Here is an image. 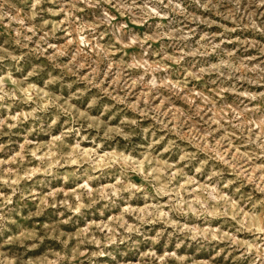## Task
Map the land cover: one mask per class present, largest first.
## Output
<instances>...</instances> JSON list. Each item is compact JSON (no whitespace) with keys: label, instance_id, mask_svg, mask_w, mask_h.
Segmentation results:
<instances>
[{"label":"clouds","instance_id":"1","mask_svg":"<svg viewBox=\"0 0 264 264\" xmlns=\"http://www.w3.org/2000/svg\"><path fill=\"white\" fill-rule=\"evenodd\" d=\"M8 3L9 0H0V21L16 19L5 10ZM21 3L26 4L29 12L38 19L33 22L30 16L27 17L30 23H34L30 34H22L15 29L0 30V76L5 77L4 83L27 84L28 77L41 71L49 78L56 73L59 82L66 85L69 96L62 104L55 105V110L35 116L32 120L35 130L38 134L52 135L58 121L64 118L68 124L61 121V127L65 129L62 136L67 138L71 135L77 142L87 141L93 147L92 151H74L71 145H65L63 139L58 138L59 157L52 158L56 167L48 162V157H42L44 175L35 183L47 185L52 180H60L65 187L79 185L81 195L73 191L66 193L60 201L63 211L72 217H77V214L83 216L86 209L101 216L121 209L127 213L132 209L123 207L126 204L139 203L141 199L160 201L168 197V210L160 212L156 209L155 215L162 224L155 236L147 235L141 228L118 224L119 233L113 230L102 237L107 243L117 239L122 242L129 239L132 233H137L145 240H151L153 245L166 234L165 243L175 238L177 248L184 240L226 239L239 244L234 236H226L222 231L213 233L207 228L197 229L188 225L197 221L210 223L217 219L221 228H227L231 233H248L251 214L257 213L255 223L258 227L254 226L251 234L253 241L258 240L261 245L256 250L255 260L264 264V0H180L185 6L182 9L177 7L176 0H21ZM222 3L226 5L225 12L220 11ZM188 4L196 11L204 9L209 16L216 12L225 21H231L234 28L243 30L241 36L244 38L233 36V29L224 27L219 42L205 40L203 43L207 47H204L200 42L187 40V36L192 35L190 27L187 31L173 29L164 33L166 26L160 24L156 26L157 31L149 36L133 26L146 17H159L175 11H183L185 20L213 23L211 19L197 16L194 12L188 13ZM72 10L80 15L79 21L72 17ZM81 10L86 11L82 13ZM56 11L68 13L65 19L71 18L69 27L90 21L89 37L95 36L96 41L103 42L106 48L99 54L93 50L87 58L82 55L77 58L73 45L65 57L68 61L66 65L49 57V63L43 69L35 66L33 56L36 53L29 46L31 38L43 31L49 12ZM167 27L171 28V23ZM151 30L149 25L147 31ZM4 31L7 35H3ZM73 31L76 29L73 28ZM163 35H168L169 41H163ZM158 38L162 46L154 47ZM225 38L233 42L231 50L221 47ZM39 39L41 43L45 42L43 37ZM115 48L121 49L120 56L111 54L110 49ZM237 49L242 50L245 59L237 55ZM249 49L254 50V57L247 55ZM39 51L37 47L36 52ZM125 52L127 55H124ZM85 59L87 77L80 72L84 67L80 62ZM132 61L137 63L132 64ZM29 65L32 66L28 68ZM69 72L72 74L69 75ZM16 73L20 75L13 80ZM198 77L202 79L198 80ZM189 81L192 83L189 84ZM74 82L88 93L86 104H82L84 111L68 103L69 99H73L81 104L77 97H81L82 93L77 91L73 95ZM141 89L145 94L150 90L151 94L147 101L140 96L136 103L134 101ZM26 98L22 88H14L0 96V111L13 104L19 105ZM229 104L233 107H228ZM224 108H227L226 112ZM28 115L33 116V113ZM6 125L8 120L0 119V130ZM194 125L197 131L189 132ZM3 134L0 131V135ZM218 138H221L219 143ZM158 140L168 145L165 151L169 159L180 157L183 160L180 166L190 165L188 170L193 175L205 177L216 196L204 195L199 202L184 200L181 203L182 198L177 193L161 191L159 182L155 180L156 173L150 172L158 164L154 157L145 159L144 173L137 176L140 159L145 158V153L161 154ZM233 141L245 147L246 152L234 155L230 147ZM6 148V144H0V152H5ZM112 148L117 150L112 152ZM189 152L196 155L184 158L182 154ZM101 154H104L103 158ZM25 156L16 161L20 171L26 167L23 164ZM12 159L16 160V157ZM250 170L259 175L252 179ZM8 174L12 175L11 172ZM32 177V171L24 172L26 180ZM182 179L183 175L175 183L178 185ZM129 180L134 183H127ZM90 184H105L106 187L97 188L94 194ZM136 184H144L145 187L140 190ZM18 190L13 189L14 192ZM55 196V192H49V197ZM82 200L84 203H81ZM97 201L103 203L95 207ZM234 203L235 210L232 207ZM45 207H48L47 200L41 202L38 210ZM242 209H247L249 215L246 216ZM60 216L58 225L65 222L63 213ZM5 219L7 217L0 214V264H37L31 257L35 255L33 250L36 246L44 243L39 232L21 230L9 235L3 227ZM181 220L184 222H179ZM135 222L143 225L149 221L141 214L135 217ZM49 231L40 229L45 236ZM55 239L62 246L61 252L65 253L56 257L58 264H76L70 258L71 246L67 234L57 233ZM78 242L82 246L101 243L84 237L83 231ZM140 242L132 241V246ZM97 254L103 253L92 255ZM79 255L83 256V253ZM78 264H83V260Z\"/></svg>","mask_w":264,"mask_h":264},{"label":"rangeland","instance_id":"2","mask_svg":"<svg viewBox=\"0 0 264 264\" xmlns=\"http://www.w3.org/2000/svg\"><path fill=\"white\" fill-rule=\"evenodd\" d=\"M177 7L183 8L180 0H176ZM187 12L193 13L197 16H203L211 19L213 23L206 24L203 22H192L185 20V13L183 11H175L170 14H162L161 16L146 17L143 22L137 21L133 26L138 30L144 32L146 35L152 36L157 31V25H165L163 31L168 33L173 29H182L187 31L190 27L192 29V35L187 36V40L193 42H200L204 47L207 44L203 42L205 40L211 43L219 42L221 35L224 31V27L233 29V36H241L242 29H236L231 21H225L216 12L211 13L209 16L206 10L200 9L194 10L191 4L187 6ZM11 16H15L16 19L9 21L7 18L0 21V30L15 29L22 34L29 33L30 29L34 27V23H30L27 17H31L35 22L38 16L29 12L26 4L21 3V0H9V3L5 5ZM82 13L86 10H81ZM221 12L226 11V5L222 3L220 7ZM68 15L64 11L49 12L48 17L45 19V27L42 32L33 36L30 41V47L36 54L33 56V62L35 66L43 69L46 63H49V57H53L58 63L66 65L68 61L65 59L68 49L75 45L74 55L88 57L89 53L93 50L99 54L106 48L103 42L96 41V37H89L88 33L91 31L89 25L90 21L84 24L77 23L73 27H69L71 24V18L66 20ZM72 17L76 21L80 20L75 10H72ZM171 23L172 27H167ZM151 25L152 30L147 31L148 26ZM73 28L76 31H73ZM15 34V33H13ZM3 35H7L4 31ZM247 35V33H245ZM39 37L44 38V43H41ZM106 38V37H105ZM96 41V43H93ZM163 41H169L168 35H163ZM152 43V41H149ZM154 47L162 46V41L158 38ZM39 47L40 51L36 52V48ZM221 47H227L229 50L233 47V42L225 38V44ZM111 54L120 56L121 49H110ZM55 54V55H54ZM127 55V52L124 53ZM215 55V54H213ZM237 55L241 59H245L246 55L241 49H237ZM248 56L254 57L255 52L252 49L248 50ZM150 63H158L157 61H149ZM216 62V61H213ZM81 65L84 67L80 69L81 74L84 77L88 76L86 70V59L81 60ZM132 64L137 61H132ZM32 65H29L30 68ZM167 67V65L165 66ZM28 69H25V75H27ZM72 73L69 72V75ZM19 73L13 75L12 79L16 80ZM29 83L13 84L11 81L4 83L5 77L0 76V96L5 93L11 92L14 88H22L26 93V99L21 101L19 105L13 104L10 108H5L0 111V119H7L8 125L2 130L3 135H0V144H6L7 148L5 152H0V214L6 216L7 219L3 221V227L7 234L18 233L21 230L36 231L39 232L43 244L37 245L33 250L35 255L32 256V260L37 264H44L45 261L48 264H58L56 257L64 256L65 253L61 252V245L55 239L57 233L67 234L69 238L68 242L71 246V260L78 262L83 260V264H260L258 260H255L256 250L261 247L259 241H253L252 229L256 225L257 213L252 215V223L249 224L248 233L235 234L229 232L227 228H221L217 219L213 222H199L189 224L188 227H195L197 229H210L213 233H220L221 231L227 236L232 235L240 243H231L226 239L217 240H200L190 241L184 240V243L177 248L175 238L168 243H165V237H161L159 243L153 245L151 240H145L142 235L132 233L129 239H117L113 243H107L102 239L104 234H109L115 230L117 233L120 229L117 228L118 224H127L130 228H141L149 236H155L157 231L161 230L162 221H158L155 212L158 208L160 212L167 211L168 197L165 196L160 201L144 200L141 199L139 203L133 202L126 204L123 207L131 208L130 212H123V210L107 212L103 216L99 213H94L91 209H86L84 215L72 217L70 213L63 211V207L60 201L64 199L66 193L76 192V195H81L79 192V185L73 184L69 187H65L63 181L52 180L47 185L36 184L35 181L44 175L41 168V158L48 157V162L56 167L53 157H59L58 151V138L63 139L65 145H71L74 151L83 149L84 151H92V144L85 141L82 143L77 142L71 135L67 138L62 136V132L65 130L61 127V121L63 124H68V120L61 118L55 126L52 135L46 133H37L35 125L32 120L35 116L43 115L49 111L55 110V105L62 104L63 101L68 98L69 93L65 84L59 82V77L56 73H53V78H49L44 71H41L37 75L28 77ZM67 80V77H65ZM202 79L200 77L197 78ZM47 81V83H46ZM189 84L192 82L189 81ZM82 93L81 97L77 99L81 100V104H77L75 100L69 99L68 103L73 108L79 107L81 111H84L82 104H86L88 93L83 86H79L78 83H73V95L76 92ZM151 92L145 94L141 89L137 94V99L134 101L139 102V97L144 96L147 101L148 95ZM223 96V93H221ZM178 107V106H177ZM223 107V106H222ZM228 107H233L229 104ZM35 110V111H34ZM219 109L217 113L219 114ZM227 111V108H224ZM29 113H33V116H29ZM95 115V114H93ZM211 117V113H209ZM27 117V118H22ZM10 126V131H9ZM29 129H32L29 131ZM195 125L189 132H196ZM258 131V130H257ZM221 138H218V143ZM157 146L160 150V155L154 153H145V158L140 159L139 171L136 172L137 176H142L145 168V159L148 157H154L158 161L157 165L153 166L150 172H155V180L159 182L158 186L161 191L177 193L181 197V203L184 200H190L194 203L203 199L204 195L216 196V192L212 191L213 186L206 182L205 177L199 175H193L188 169L191 167H181L183 160L180 157H173L169 159L166 154L168 145L163 140H158ZM231 150L234 155L245 153L246 148L242 147L233 141ZM117 149L112 148L110 151L115 152ZM25 153L28 155L25 156ZM104 154H101L103 158ZM184 158L188 156H195L193 152L182 154ZM16 157L13 160L12 157ZM20 156H25L23 164L26 165L24 171H20L16 167V161ZM135 159V158H134ZM8 161V163H4ZM31 161V162H29ZM242 163V161H241ZM61 167H65L61 165ZM25 171H32L33 177L31 180L24 178ZM11 172L12 175L8 173ZM251 178L255 179L259 174L254 170H250ZM183 175L184 179L180 180L177 185L176 179ZM167 177V178H166ZM171 180V184L169 183ZM127 183L132 184L134 181L129 180ZM93 189V193H96L97 188L106 187L105 184H90ZM136 187L143 190L144 184H136ZM19 189L13 191V189ZM27 189V190H26ZM31 192V197L29 196ZM55 192V197H49V192ZM48 201V207L40 209L42 201ZM71 203V200H69ZM81 203H84L82 200ZM103 201H97L95 207H99ZM53 205L55 207H53ZM235 210V203L232 205ZM139 209V212H137ZM215 211L219 212V209ZM244 214L249 215L247 209H242ZM34 213V215H33ZM60 213H63L65 222L63 224H57L61 219ZM144 215L145 219L149 222L143 225H138L135 222L137 215ZM183 223L184 221H179ZM41 228L50 229L47 236L43 232H40ZM11 231H8V230ZM83 231L84 237L87 239H96L101 241L98 245L82 246L78 241L81 239V232ZM170 231V229H169ZM199 239V238H198ZM141 241L138 245L132 246V241ZM79 253H83L80 256ZM93 253H103L92 255ZM174 253V255H172ZM163 259L158 260L157 258Z\"/></svg>","mask_w":264,"mask_h":264}]
</instances>
